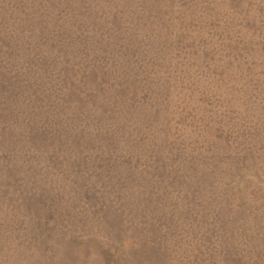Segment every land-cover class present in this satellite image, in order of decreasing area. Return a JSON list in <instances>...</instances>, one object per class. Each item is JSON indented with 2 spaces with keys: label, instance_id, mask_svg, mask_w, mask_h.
<instances>
[{
  "label": "rangeland",
  "instance_id": "obj_1",
  "mask_svg": "<svg viewBox=\"0 0 264 264\" xmlns=\"http://www.w3.org/2000/svg\"><path fill=\"white\" fill-rule=\"evenodd\" d=\"M0 264H264V0H0Z\"/></svg>",
  "mask_w": 264,
  "mask_h": 264
}]
</instances>
